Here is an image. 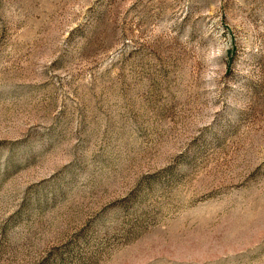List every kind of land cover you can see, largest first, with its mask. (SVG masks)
<instances>
[{
  "label": "rangeland",
  "instance_id": "rangeland-1",
  "mask_svg": "<svg viewBox=\"0 0 264 264\" xmlns=\"http://www.w3.org/2000/svg\"><path fill=\"white\" fill-rule=\"evenodd\" d=\"M0 264H264V0H0Z\"/></svg>",
  "mask_w": 264,
  "mask_h": 264
}]
</instances>
